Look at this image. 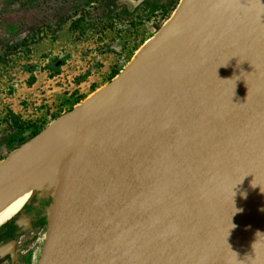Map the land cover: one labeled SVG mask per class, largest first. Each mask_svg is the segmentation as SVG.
<instances>
[{
	"label": "water",
	"instance_id": "obj_1",
	"mask_svg": "<svg viewBox=\"0 0 264 264\" xmlns=\"http://www.w3.org/2000/svg\"><path fill=\"white\" fill-rule=\"evenodd\" d=\"M162 26L0 160V197L48 173L38 264H264V0H180Z\"/></svg>",
	"mask_w": 264,
	"mask_h": 264
},
{
	"label": "rangeland",
	"instance_id": "obj_2",
	"mask_svg": "<svg viewBox=\"0 0 264 264\" xmlns=\"http://www.w3.org/2000/svg\"><path fill=\"white\" fill-rule=\"evenodd\" d=\"M100 1L0 0V141L18 128L15 123L43 126V130L109 83L115 77L108 80L118 55L123 68L165 22L156 26L150 21L156 20V15L169 18L180 0H129L130 8L124 2L132 12L129 19H121L117 13L122 6L110 11ZM61 11L68 13L67 21L60 19ZM79 15L85 29L70 25ZM13 37L24 38L25 42L5 49V39ZM92 85L97 89L89 93ZM81 97L74 103V98ZM29 132L27 129L23 134ZM9 152L1 141L0 157L5 158ZM28 201L34 207L46 203L40 205L44 221L39 241L22 249L25 264H38L54 199L52 194L37 191ZM33 231H22L20 238ZM1 244L4 251L13 245Z\"/></svg>",
	"mask_w": 264,
	"mask_h": 264
},
{
	"label": "flooded vegetation",
	"instance_id": "obj_3",
	"mask_svg": "<svg viewBox=\"0 0 264 264\" xmlns=\"http://www.w3.org/2000/svg\"><path fill=\"white\" fill-rule=\"evenodd\" d=\"M128 7L130 8V5ZM44 204L46 203L43 201L34 207L27 201L20 211L7 222L0 225V246L2 245L1 242L13 243L12 247L10 246L5 250L3 256H0V264H25L24 260L26 256L23 255L24 250L22 249L25 247L31 248L39 241L38 236L41 234L40 229L44 221L40 208ZM32 229H34V231L31 235L24 237V239L20 238L26 230L30 231ZM23 245H25V247H23ZM6 247L8 246L6 245Z\"/></svg>",
	"mask_w": 264,
	"mask_h": 264
},
{
	"label": "bare ground",
	"instance_id": "obj_4",
	"mask_svg": "<svg viewBox=\"0 0 264 264\" xmlns=\"http://www.w3.org/2000/svg\"><path fill=\"white\" fill-rule=\"evenodd\" d=\"M175 10L173 11V13L175 12ZM171 16L165 20V22L162 24L163 26H165L168 23ZM158 32L154 33V35L149 39V41H151L157 35ZM141 48L136 52L135 56L139 54ZM73 136L75 137L76 142L74 143L76 144V146H78L85 153H86V145L89 147L91 144H93L94 146L96 145L98 149L101 147L102 142L100 143L97 140L96 136L87 135L80 128L74 129ZM13 153L14 152H12L10 155H12ZM68 171H70L69 168H66V171L59 170L56 173L58 175L56 176V178L59 180L65 179L66 177H68V174L70 173ZM47 177H48L47 172H42L40 174H37L0 197V225L7 222L18 211H20L23 205H25V203L33 196L35 191L39 188L40 184L45 179H47Z\"/></svg>",
	"mask_w": 264,
	"mask_h": 264
},
{
	"label": "trees",
	"instance_id": "obj_5",
	"mask_svg": "<svg viewBox=\"0 0 264 264\" xmlns=\"http://www.w3.org/2000/svg\"><path fill=\"white\" fill-rule=\"evenodd\" d=\"M88 2H89V0H88ZM100 2L102 3L101 4L102 6H107L110 11H112L114 9V6L115 7L122 6L123 8L120 10V12H117V13L121 14V19H129V17L131 16L130 14L132 12H130L128 10L127 6L125 5V3L122 0L120 2H118V3H117V0H108V1L102 0ZM155 7L156 6H153V9H155ZM109 15L110 14H108L107 16H109ZM59 16H60V19L63 18L62 20H64V21H67L68 18H69V15H68V13H66V11L59 12ZM151 17L154 18L155 17V13ZM166 18H167V16L162 18V15H156V20H153V21H150V22H151V24H155L156 26H158L159 23L161 21L162 22L165 21ZM81 19H82V16L79 15V18L77 17V18L71 20L70 25L72 24L73 27H78V28H81V29H85L86 28V23L85 22L84 23L83 22L82 23H79V21H81ZM26 36H28V35H26ZM18 38L19 37H15V38L13 37V38H9V39L7 38V39H5V41H4V44H5V47H6L5 49H9L11 47L16 46L15 45L16 43L23 44L25 42V39L24 38H22V39H18ZM120 55H118V59L112 65V67L110 69V73L108 75V80L111 79V78H113L114 76H116V74H118V72L122 68L121 66L123 65V63H122L123 61H122V58H121V60L119 59ZM96 89H97V86L96 85H92V87L90 88V92L89 93L93 92ZM79 96H82V95H79ZM82 98L83 97H81V98H74V100H75L74 103L79 102ZM15 124H16L15 126H17L18 128L16 130L12 131V133H9L7 136H5L4 138L1 139V141L8 146V150L10 152L12 150L16 149L17 147H19L22 143H24L27 140H29L30 138H32L34 135L38 134L39 131L43 127V126L42 127L41 126H35L34 127L33 125L32 126L30 125V126H27V127H22L18 123H15ZM27 129H30V132H29L28 135H24L23 132L25 130H27ZM3 158H4V156L0 157V159H3Z\"/></svg>",
	"mask_w": 264,
	"mask_h": 264
}]
</instances>
